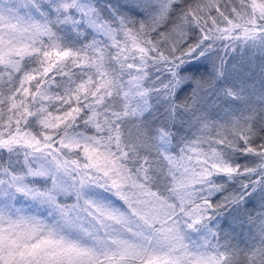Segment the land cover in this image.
Masks as SVG:
<instances>
[{"label": "clouds", "instance_id": "obj_1", "mask_svg": "<svg viewBox=\"0 0 264 264\" xmlns=\"http://www.w3.org/2000/svg\"><path fill=\"white\" fill-rule=\"evenodd\" d=\"M0 264H264V0H0Z\"/></svg>", "mask_w": 264, "mask_h": 264}, {"label": "snow or ice", "instance_id": "obj_2", "mask_svg": "<svg viewBox=\"0 0 264 264\" xmlns=\"http://www.w3.org/2000/svg\"><path fill=\"white\" fill-rule=\"evenodd\" d=\"M62 55H67V53H63Z\"/></svg>", "mask_w": 264, "mask_h": 264}]
</instances>
